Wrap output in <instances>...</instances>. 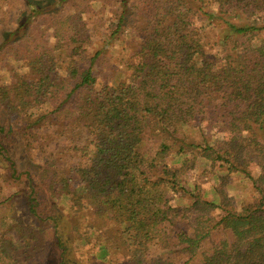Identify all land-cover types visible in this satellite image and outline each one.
Returning <instances> with one entry per match:
<instances>
[{"label": "trees", "instance_id": "16d2710c", "mask_svg": "<svg viewBox=\"0 0 264 264\" xmlns=\"http://www.w3.org/2000/svg\"><path fill=\"white\" fill-rule=\"evenodd\" d=\"M259 156L264 0H0V264H264V193H226Z\"/></svg>", "mask_w": 264, "mask_h": 264}, {"label": "rangeland", "instance_id": "374dc122", "mask_svg": "<svg viewBox=\"0 0 264 264\" xmlns=\"http://www.w3.org/2000/svg\"><path fill=\"white\" fill-rule=\"evenodd\" d=\"M90 15H83V16H75L72 19V27L73 28H80L81 26H84L88 20ZM90 20V19H89ZM102 33H106V30L102 28ZM102 38L99 37V40ZM124 43H121L120 49L115 51L113 54L107 56L104 58L103 62L101 63L99 67V72L101 74V79L103 82L106 81V78L111 76L112 71L115 69V67H118L121 65V55L122 50L125 48ZM24 64L20 62H15L14 65V71H11L9 69L8 75L12 74L11 78L8 81V84L10 85V96L11 101L14 100L15 95L19 92L20 88L19 86H22L25 82H30V75L25 74ZM26 75L25 77L23 75ZM8 77V78H9ZM198 86H206V81L199 79ZM242 91H244L245 94H250L252 92L249 88H241ZM16 144L20 145L26 143L23 138L18 137L15 140ZM67 143V141H66ZM25 147V146H24ZM24 152L18 153V157L21 160H26L25 163H29L33 169H39L41 170V173L45 169V164L41 163H32L29 159H27L26 151L27 149L24 148ZM34 155H37L35 153ZM42 158V157H41ZM40 161V158L39 160ZM248 164V165H247ZM243 164V169H246L244 173H237L234 176L228 175V185L229 187L226 190V193L232 198L233 203L236 207H240L241 205L252 203L256 200V197L258 196L259 192L262 191L264 193V159L262 156H259L258 158H255L252 163ZM246 165V166H245ZM219 164H212L207 165L206 163L196 164L192 170L191 178H187V182L191 183V186L196 185H202L205 183L204 188L201 190L202 196L206 198L207 201L210 203L215 202V206L209 207L210 214L214 215L216 214V207H219L220 200L222 199V193L218 190H222V186L219 185L218 179L220 176H222L221 169L219 168ZM225 193V192H224ZM212 201V202H211ZM19 207L22 208V202H20ZM224 214H221L220 216H216L218 219L221 218ZM108 240H115V237L113 235H110L109 232L106 233L104 236ZM115 248L111 250V254L114 255L116 252L114 251Z\"/></svg>", "mask_w": 264, "mask_h": 264}]
</instances>
